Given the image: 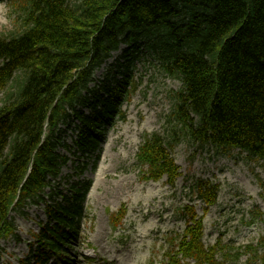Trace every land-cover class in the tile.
<instances>
[{
  "label": "trees",
  "instance_id": "trees-1",
  "mask_svg": "<svg viewBox=\"0 0 264 264\" xmlns=\"http://www.w3.org/2000/svg\"><path fill=\"white\" fill-rule=\"evenodd\" d=\"M10 4L17 28L0 35V238L14 234L11 210L23 214L29 205L45 204L49 221L31 250L33 264H47L49 254L66 255L63 247L76 235L87 189L72 185V200L60 193L66 206L44 199L69 160L56 152L63 132L59 125L78 121L73 143L84 158L120 114L128 87L135 89L131 62L121 82L90 86L96 70L122 43L147 42L159 52L162 70L182 83L168 118L176 127L169 142L152 134L138 148L137 162L146 167L149 180H176L178 168L167 147L179 136L217 154L239 150L264 167V0ZM191 188L204 203L214 204L215 187L195 181ZM195 224L187 227L169 260L181 255L197 264H224L215 260L217 249L202 245L201 225ZM252 255L264 264V253Z\"/></svg>",
  "mask_w": 264,
  "mask_h": 264
},
{
  "label": "rangeland",
  "instance_id": "rangeland-1",
  "mask_svg": "<svg viewBox=\"0 0 264 264\" xmlns=\"http://www.w3.org/2000/svg\"><path fill=\"white\" fill-rule=\"evenodd\" d=\"M16 19L10 0H0V35L15 31ZM158 54L147 42L123 43L94 73L91 87L102 82L116 84L122 81L131 62L129 73L135 89L128 87L130 94L122 101L120 114L104 128L93 154L80 160L73 144L77 129L74 124L62 126L66 133L61 142L68 148L60 145L57 153L66 155L69 161L46 191V198L61 201L59 191L69 197L72 185L88 187L77 224V240L69 253L75 256V264H168L172 247L183 238L187 227L197 228L198 222L206 248L220 243L216 248L218 261H225L222 256L227 254L224 264H257L250 263L246 251L264 252L260 247L264 239L261 163L239 150L224 155L210 148L200 149L181 136L167 147L178 168L173 184L166 176L149 180L146 167L136 160L144 137L158 134L167 143L176 128L168 118L182 83L162 70ZM195 181L218 187L213 206L204 204L191 189ZM42 207L29 206L24 216L11 212L20 240L0 241L4 249L0 251V264H21L30 256V246L36 244L35 235L40 231L38 224L46 222ZM257 211L262 213L259 219L254 218ZM137 233H145L142 242L134 236ZM180 264L194 262L185 259Z\"/></svg>",
  "mask_w": 264,
  "mask_h": 264
},
{
  "label": "bare ground",
  "instance_id": "bare-ground-1",
  "mask_svg": "<svg viewBox=\"0 0 264 264\" xmlns=\"http://www.w3.org/2000/svg\"><path fill=\"white\" fill-rule=\"evenodd\" d=\"M152 226H153V224L152 225H150L149 226V228H147L148 230H151L152 229ZM137 239H140V241L142 242V240L144 239V237H145V233H137V234H135L134 235ZM141 247H142V245H141Z\"/></svg>",
  "mask_w": 264,
  "mask_h": 264
}]
</instances>
